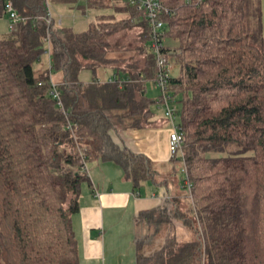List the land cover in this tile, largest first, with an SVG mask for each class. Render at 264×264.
<instances>
[{
    "label": "trees",
    "instance_id": "obj_1",
    "mask_svg": "<svg viewBox=\"0 0 264 264\" xmlns=\"http://www.w3.org/2000/svg\"><path fill=\"white\" fill-rule=\"evenodd\" d=\"M156 1L169 9L159 16L161 41L178 66L168 90L192 189L181 185L184 206L174 197L141 214L150 231L148 244H138L137 264H264L260 0ZM65 2L0 0V19L9 4L26 19L0 37V264H80L72 216L90 183V159L120 164L136 187L159 176L151 161L113 136L162 118L161 93L147 95L158 73L149 19L126 0L120 11L128 16L78 33L54 17L48 22V5ZM135 27L144 29L145 62L124 67L134 57H112L110 39ZM99 68L117 73L102 81ZM84 70L94 72L91 82L81 80ZM170 160L166 183L183 166L172 154Z\"/></svg>",
    "mask_w": 264,
    "mask_h": 264
},
{
    "label": "crops",
    "instance_id": "obj_2",
    "mask_svg": "<svg viewBox=\"0 0 264 264\" xmlns=\"http://www.w3.org/2000/svg\"><path fill=\"white\" fill-rule=\"evenodd\" d=\"M125 1L67 0L61 4L87 16L90 20L89 27L93 23L124 16L126 13H121L120 8L125 7ZM260 6L264 36V0H260ZM87 12H90V15ZM53 15L56 19V13ZM59 23L61 24L60 21ZM10 33L11 31L5 35ZM50 61L51 58L49 63ZM84 72H91L93 78L94 72L91 70H84L80 78ZM116 73L115 68L97 70V76L102 81L110 80ZM177 73L178 66L172 65L171 75L175 76ZM91 80L82 81L88 83ZM150 85L153 90L156 89L153 84ZM147 95L149 97L148 91ZM158 111L162 112L163 118L162 108ZM162 118L158 119L157 123L141 129L123 130L118 136L113 134L116 142L152 162L154 170L159 173L157 182H146L142 187H136L124 168L115 161L97 158L91 164L87 163L90 183L83 186L79 199L80 210L72 216L80 264H137L138 244L143 237L147 238L150 231L145 222H140L141 214L161 207L166 200L174 197L183 200V206L185 205L186 192L181 186L186 178L183 166L181 172L184 178L179 181L177 174L171 176V182L166 183L173 169L170 160L171 130L170 125H166Z\"/></svg>",
    "mask_w": 264,
    "mask_h": 264
},
{
    "label": "built area",
    "instance_id": "obj_3",
    "mask_svg": "<svg viewBox=\"0 0 264 264\" xmlns=\"http://www.w3.org/2000/svg\"><path fill=\"white\" fill-rule=\"evenodd\" d=\"M127 2L133 6L137 7L138 10L144 11L145 16L149 19L153 34L155 35L154 43V53L157 57V82L155 84L156 89L161 93V108L165 112V116L168 119L171 133H170V152L173 157L181 159L183 161V173L186 174L184 185L187 187L189 192H191L192 185L188 178V170L185 163L184 156V133L177 123V106L176 98L168 90L169 80L171 78V66L168 58L163 54V43L162 39V29L164 27V22L159 19V16L164 13H169V9L161 5L156 0H127ZM49 7L48 22L51 23L53 19V12ZM7 13L10 16L11 21V32L15 31L20 23H24L26 19L19 17L17 12L14 10L13 6L9 4ZM112 81V79L110 80ZM53 95L54 98L58 100L59 105L62 106L61 93L56 84H53ZM69 129L72 126L69 125ZM88 171V168H87Z\"/></svg>",
    "mask_w": 264,
    "mask_h": 264
},
{
    "label": "rangeland",
    "instance_id": "obj_4",
    "mask_svg": "<svg viewBox=\"0 0 264 264\" xmlns=\"http://www.w3.org/2000/svg\"><path fill=\"white\" fill-rule=\"evenodd\" d=\"M81 1V0H80ZM106 3H104L105 5ZM96 6V5H94ZM50 8L53 12V14L56 13V20L61 22V24L65 27L68 28H73L74 30L81 32L84 31L88 28V24L90 22V20H88L87 16H83L82 13H78L75 10H70L68 6H66L65 4H56V3H52L50 4ZM87 14L90 15V12ZM92 14V13H91ZM125 14V13H123ZM122 14V15H123ZM54 16V15H53ZM126 17V14L124 16H121L119 19H123ZM60 24V23H59ZM11 21H10V16L7 13L4 17H2L0 19V37H4L5 34L9 33L11 31ZM144 31V29H142L141 27H135V28H129L127 30H123L120 33L114 35L110 41H111V45L112 48L110 50V53L112 55V57H118L120 54H126L127 55V59H130V57H134L133 60H129V62H127L126 64H123L122 66H126L129 65L130 63H139L140 65H143L145 62V56L141 54V45H142V32ZM45 63L48 62V58L45 57ZM38 69V66L36 67ZM91 73V72H90ZM88 73V72H84V74L82 75V80L86 81V80H91L92 79V75ZM148 94H149V98L150 99H157L159 97V90H153L151 85L148 86ZM160 108V106H158ZM158 107H156L157 111H158ZM155 109V110H156ZM161 110V109H160ZM161 115L162 112L158 111ZM94 160H96V158L94 159H90L89 160V164H91ZM179 169V181L182 180L184 178V174L181 172L182 169V165L180 164L178 166ZM152 231H154L152 229ZM163 231H170L168 228H164ZM164 234V233H163ZM162 236V235H161ZM147 238H142L141 242H146ZM158 245V243H157ZM1 254V251H0Z\"/></svg>",
    "mask_w": 264,
    "mask_h": 264
}]
</instances>
